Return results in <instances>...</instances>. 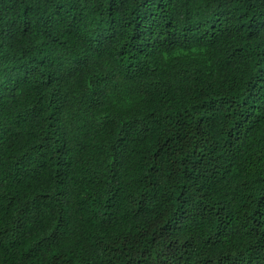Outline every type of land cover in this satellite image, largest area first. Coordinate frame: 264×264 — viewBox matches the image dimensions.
Masks as SVG:
<instances>
[{
    "label": "trees",
    "instance_id": "trees-1",
    "mask_svg": "<svg viewBox=\"0 0 264 264\" xmlns=\"http://www.w3.org/2000/svg\"><path fill=\"white\" fill-rule=\"evenodd\" d=\"M0 264H264V0H0Z\"/></svg>",
    "mask_w": 264,
    "mask_h": 264
}]
</instances>
